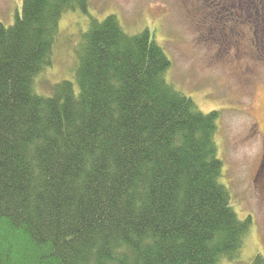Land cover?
<instances>
[{"label":"trees","instance_id":"1","mask_svg":"<svg viewBox=\"0 0 264 264\" xmlns=\"http://www.w3.org/2000/svg\"><path fill=\"white\" fill-rule=\"evenodd\" d=\"M88 6L23 0L0 22V264L236 260L252 219L221 183L217 112L167 82L172 63L148 31L90 18L76 84L37 94L62 17Z\"/></svg>","mask_w":264,"mask_h":264},{"label":"rangeland","instance_id":"2","mask_svg":"<svg viewBox=\"0 0 264 264\" xmlns=\"http://www.w3.org/2000/svg\"><path fill=\"white\" fill-rule=\"evenodd\" d=\"M22 2L0 0V22L12 26ZM88 4V15L77 8L62 17L52 67L35 80L37 94L50 96L51 87L63 81L76 84L77 52L90 18L115 16L131 36L148 31L172 63L167 82L203 113L217 112L221 183L240 219H252L238 258L222 264H254L257 256L264 257V0Z\"/></svg>","mask_w":264,"mask_h":264}]
</instances>
